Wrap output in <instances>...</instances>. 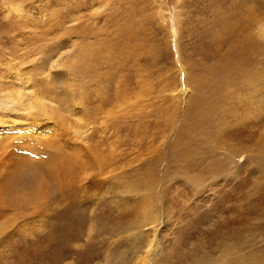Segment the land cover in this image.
<instances>
[{
	"label": "rangeland",
	"instance_id": "374dc122",
	"mask_svg": "<svg viewBox=\"0 0 264 264\" xmlns=\"http://www.w3.org/2000/svg\"><path fill=\"white\" fill-rule=\"evenodd\" d=\"M0 107V264H264V0H0Z\"/></svg>",
	"mask_w": 264,
	"mask_h": 264
},
{
	"label": "bare ground",
	"instance_id": "6f19581e",
	"mask_svg": "<svg viewBox=\"0 0 264 264\" xmlns=\"http://www.w3.org/2000/svg\"><path fill=\"white\" fill-rule=\"evenodd\" d=\"M19 73V72H18ZM17 73V74H18ZM24 76V75H23ZM19 79H20V77H19ZM24 79V78H23ZM24 81V80H23ZM23 86V85H22ZM24 87V89L25 90H27L28 89V86L27 85H25V86H23ZM30 91V90H29ZM13 94V93H12ZM14 95V97H16L17 98V94H13ZM28 96H31L28 92H21V98L22 97H25V98H23V100H27L26 98L28 97ZM31 98H35V97H31ZM20 100H22V99H20ZM37 101V103L36 104H34L33 102H30L29 104H28V109H32L33 111H34V114H36V117H38V113L40 112V108L38 109V108H35L34 106L36 105V106H38V107H41V103L40 102H38L39 100H36ZM24 102V101H23ZM26 102V101H25ZM1 109H2V107H0ZM0 109V118H1V116H4L5 118H6V120L4 119V121H9V119L11 118V119H13V121H15V119H14V117H12L13 115L16 117V115H17V113L16 112H13V111H11L12 113L10 114V113H6V115L5 114H3V112H8V111H3V109L1 110ZM5 110V109H4ZM32 111V112H33ZM22 118V117H21ZM10 119V120H11ZM1 120H2V118L0 119V124H1ZM4 121H3V123H4ZM2 123V124H3ZM10 123V122H9ZM9 125V124H8ZM25 128V127H24ZM34 130V129H33ZM5 131V130H4ZM29 131V130H28ZM6 132L10 135V136H8V138H14V136H12V134L13 135H15L14 134V132H13V130L11 131V133H10V131L9 130H6ZM18 132V131H17ZM21 132V131H20ZM1 133V132H0ZM4 135H3V134ZM2 135L3 136H6L7 137V135L2 131ZM24 133V132H23ZM32 133H31V131L30 132H28L27 133V135H25L27 138H31V135ZM20 135V134H19ZM1 137V136H0ZM33 137V136H32ZM19 139H21V138H19ZM0 140H1V138H0ZM64 140V139H63ZM18 141V140H17ZM65 141H67V140H65ZM6 143V142H5ZM36 144H37V142H36ZM9 145V144H8ZM232 148V147H231ZM236 148V147H235ZM8 148L6 147V145L4 144V142L2 141H0V176H5V175H7L8 177H13L14 175H21L22 173H23V171L25 170V168H24V170H20L19 171V168L17 167V166H13V163H12V161H17L18 160V157H12L11 155H10V153H5V154H2V151H6ZM9 150V149H8ZM4 153V152H3ZM16 153V152H15ZM5 157H7V158H5ZM69 155H67L66 157H65V159L67 160V167L69 166V163H70V161H69V159H71L72 160V158H69ZM19 161V160H18ZM9 162V163H8ZM21 164V163H20ZM20 167V166H19ZM66 167V168H67ZM53 174H55L54 172H53ZM20 177V176H19ZM14 179H15V177H14ZM10 180V184H8V183H0V188H1V191H0V194H2V195H6V196H11V198L9 199V200H6V201H1L0 200V207H6V208H12V210H13V212H14V216L12 217V218H7V219H5L4 220V222L2 223V224H4V228L0 231V236H2V235H4V233H5V231L7 230V228L8 227H10L11 225H12V221H13V219H14V217L16 216V215H18V214H23V213H26V210H28V208L29 207H33V212L34 213H38V210L40 209V204H36V205H34V206H31V205H29V197H30V199H31V202L32 203H34V202H36L37 200H35L36 198L37 199H39V197H41V198H43L44 197V195L42 194V192H40V190H39V186H40V183H38V181H39V176H37V174H31L30 176H29V184H31V188H30V192L32 193L31 195H29L28 193H26L25 195H27L28 196V198H26L25 196H21V194H19V193H22V190H23V188L21 189V190H19V189H17L16 187H17V184H16V182H14V180H13V178H11V179H9ZM6 181V180H5ZM54 181H56L58 184H60L61 183V181L60 180H58L57 178H55L54 179ZM45 183H47V182H45ZM54 183V182H53ZM24 195V194H23ZM4 199H6V198H4ZM16 203H18V204H16ZM43 202H41V205H42V208H43V205L44 204H42ZM1 205H3V206H1ZM1 210V209H0ZM17 217H15V219H16ZM17 220V219H16ZM3 227V226H2ZM11 228V227H10Z\"/></svg>",
	"mask_w": 264,
	"mask_h": 264
}]
</instances>
